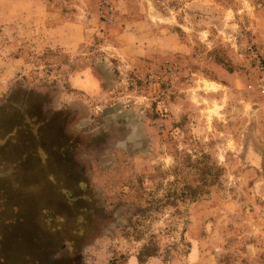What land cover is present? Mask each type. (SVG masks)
I'll use <instances>...</instances> for the list:
<instances>
[{
    "label": "clouds",
    "instance_id": "1",
    "mask_svg": "<svg viewBox=\"0 0 264 264\" xmlns=\"http://www.w3.org/2000/svg\"><path fill=\"white\" fill-rule=\"evenodd\" d=\"M0 264H264V0H0Z\"/></svg>",
    "mask_w": 264,
    "mask_h": 264
},
{
    "label": "rangeland",
    "instance_id": "2",
    "mask_svg": "<svg viewBox=\"0 0 264 264\" xmlns=\"http://www.w3.org/2000/svg\"><path fill=\"white\" fill-rule=\"evenodd\" d=\"M17 227H22V226H17Z\"/></svg>",
    "mask_w": 264,
    "mask_h": 264
}]
</instances>
